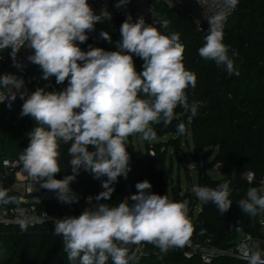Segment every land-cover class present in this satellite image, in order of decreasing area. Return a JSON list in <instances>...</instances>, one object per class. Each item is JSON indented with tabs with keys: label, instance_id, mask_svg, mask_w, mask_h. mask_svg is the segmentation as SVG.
I'll return each mask as SVG.
<instances>
[{
	"label": "clouds",
	"instance_id": "obj_1",
	"mask_svg": "<svg viewBox=\"0 0 264 264\" xmlns=\"http://www.w3.org/2000/svg\"><path fill=\"white\" fill-rule=\"evenodd\" d=\"M128 2L117 0L116 7ZM238 3L223 0L228 10ZM106 19H111V13L105 8L95 14L89 0H0V52L11 49L13 65L21 68L17 54L22 48L31 49L27 59L39 65L42 79L55 77L57 85L67 81L62 90L37 88L28 94L21 91L25 88L22 78L0 74V88L6 90L0 92V104L8 101L11 108L19 93L23 100L20 116L31 117L36 125L19 156L23 171L40 187L53 191L58 202L69 205L78 202L70 185L81 170L95 179L106 177L104 191L95 197V203L88 198L91 207L79 216L54 219V234L62 237L70 264H134L143 255L140 246L145 243L158 248V258L163 259L169 250L184 247L194 231L188 201L153 193L147 180L135 185L137 194L116 206L100 202L111 199L113 185L121 176L127 179L131 171L126 147L130 136L142 134L143 139L153 141L152 123L163 119L169 125L178 118V106L195 116L201 104L189 102L186 94L189 87L195 89L197 77L183 64L179 34L165 35L143 16L135 22L131 15L125 19L116 51L92 45L82 50L79 44L89 39L96 23ZM207 19L208 34L199 55L222 66L229 76H239L234 62L239 52L223 42L227 13L216 11ZM160 25L166 29L169 21L162 20ZM100 36L112 42L108 32L101 31ZM133 56L143 60L142 72H137ZM185 131L184 123H179L177 132ZM60 142L70 143L71 174L56 179L61 172ZM192 192L200 201L213 203L221 214L232 207L228 183L216 188L197 185ZM14 200L0 188V203ZM238 206L250 217L264 213V189L249 188ZM19 225L22 231L28 226L25 220ZM244 259L247 264H264V250L255 245L244 253Z\"/></svg>",
	"mask_w": 264,
	"mask_h": 264
},
{
	"label": "trees",
	"instance_id": "obj_2",
	"mask_svg": "<svg viewBox=\"0 0 264 264\" xmlns=\"http://www.w3.org/2000/svg\"><path fill=\"white\" fill-rule=\"evenodd\" d=\"M157 1V0H155ZM153 10L169 21L170 29L163 33L171 35L178 33L180 42L184 46L183 64L187 70L195 73L197 83L195 89L189 87L186 94L189 102H201L195 116L185 113L181 107L175 109L178 118L165 126L163 119L152 123L150 127L156 133L159 142L150 144L143 139L145 153L138 154L134 135L128 138L127 151L130 155L131 171L127 179L119 177L114 187L111 199L101 200L112 206L134 194L135 185L147 180L151 183V191L159 195H167L170 199L169 178L173 173L174 162L172 154L180 156L183 153L182 144L190 147L194 158L203 157L208 161V172L200 173L198 186H217L228 183L232 201L230 210L221 214L211 202L204 203L192 193L180 194V189L172 190L173 201H188L189 218L194 231L189 238L191 244L208 245L220 249L230 248L235 240L234 228H228V221L241 226L246 232L260 236L259 216L250 217L242 212L238 201L246 198L250 185L244 179L248 171L256 175V183L264 178V0H239L237 9L224 28V43L239 52L234 57L235 67L240 75L229 76L222 66L214 61L206 60L199 55V48L204 44V37L208 34L205 28L198 32L191 21L175 9H170L163 2L154 5ZM174 3L179 0H169ZM162 21V20H161ZM124 21L117 16L111 20L96 23L95 31H106L111 35L112 42L106 40L91 43V39L80 48L89 50L88 46L103 48L106 51H116V42L121 39L120 27ZM91 32L92 34L95 32ZM3 52H9L4 50ZM231 55V52L229 53ZM137 72L143 71V60L133 56ZM11 56H0V74L11 64ZM42 69L35 65L28 74V86L35 91L45 88L46 91H59L67 87V81L57 85L55 77L42 79ZM47 86V87H46ZM12 106L5 113H0V171L5 158L17 159L30 142L29 133L35 128L31 117L20 116L22 106L11 102ZM8 105L0 104V110ZM14 111L13 117L7 118L9 111ZM1 112V111H0ZM183 122L185 133L177 132V125ZM185 138V139H183ZM165 139V140H163ZM69 144L60 142L58 163L61 172L55 178L62 179L71 174L68 155ZM169 163V169H168ZM223 166L222 180L213 179L209 174L215 164ZM95 179L87 171L81 170L76 180L71 183L72 191L78 196V202L69 207H63L57 198L38 207L45 209L50 215L63 217L66 215L79 216L85 208L86 197H95L104 189L102 180ZM5 184L8 196L15 200L5 204L8 209L20 206V194L13 189L16 178L11 175ZM171 200V199H170ZM133 203V202H132ZM201 204V209L195 216V208ZM202 230H204L202 232ZM145 247L144 257L134 264H204L199 254L191 253L185 244L182 248L169 250L163 259L158 248L151 244ZM135 247V246H132ZM0 264H70L64 251L62 237L54 234V223L49 222L37 227L27 226L21 230L19 225H0ZM111 264V261H109ZM211 264H247L230 257H218Z\"/></svg>",
	"mask_w": 264,
	"mask_h": 264
},
{
	"label": "built area",
	"instance_id": "obj_3",
	"mask_svg": "<svg viewBox=\"0 0 264 264\" xmlns=\"http://www.w3.org/2000/svg\"><path fill=\"white\" fill-rule=\"evenodd\" d=\"M153 1L155 0H129L127 5L120 8L116 7L117 1L115 0H89V4L93 8L95 14H100L101 10L106 8L111 13V19L115 15L119 19L125 21V19L131 15L133 22H135L140 16H143L147 24H151L161 31V17L153 10L151 5ZM159 1L163 2L170 9H175L179 13L185 15L191 21L195 30L198 32H201L205 28L209 27L207 16L216 11H225L227 13V19L224 24L225 28L229 19L233 16L237 9V7L234 10L226 9L223 5V0H179L176 3L169 0ZM95 32H101V30ZM88 36L89 39L85 43H87L92 38V33H88ZM85 43L79 44V47ZM7 50L11 52V49ZM31 54V49L22 48L17 54V61L22 65L21 68L15 67L13 65V61H11V64L7 66L4 72V74H12L22 78L24 80L25 88L21 89V91H26L28 94L34 92L28 86L29 70L25 68V66L36 65L29 62L27 59V57ZM13 91H15V89H13ZM0 92H6V90L0 88ZM15 101L22 106L23 100L20 99L19 93H17V98ZM2 104L8 105V101H5ZM208 164V161H206L203 157L194 158L188 162V169L191 171H199L200 173H207L209 170ZM222 169L223 166L221 163H217L213 167V171H222ZM11 175H15L17 180L16 185L20 187V190L18 191L20 194V206L8 209L4 206V203H0V225H19L20 220H25L29 227H37L49 222L54 223L55 218L64 217L52 216L45 209L39 210L38 207L40 205L56 199L55 193L40 187V183L35 182L33 178L23 171L22 164L19 160L5 158L1 165L0 188H4L5 184L8 182L7 179ZM244 179L250 185V188L254 187L258 190L264 189V178L256 183L257 178L253 172H246L244 174ZM89 197L92 196L86 197V204L88 207H91L95 201L93 199L92 204H90L88 202ZM129 203H132L130 199ZM258 225L260 236H255L252 233L246 232L241 226H236L234 228V243L228 249H220L208 245L193 246L191 242L188 241L186 244L191 251L190 254H187L186 256L191 257V253L199 254L204 264H211L214 259L225 256L247 263V261L244 259V253L248 249L253 248L255 245H259L260 249L264 250V213L260 214ZM140 247L143 250V255L140 257V259H142L145 255V247L143 245Z\"/></svg>",
	"mask_w": 264,
	"mask_h": 264
},
{
	"label": "rangeland",
	"instance_id": "obj_4",
	"mask_svg": "<svg viewBox=\"0 0 264 264\" xmlns=\"http://www.w3.org/2000/svg\"><path fill=\"white\" fill-rule=\"evenodd\" d=\"M159 3L160 1L157 0L154 2V5L157 6L159 5ZM160 17H161V20H165L163 14H161ZM169 29H170V25H168L166 29L161 27L162 33H166ZM0 56L4 58H8L10 57V54L9 52H0ZM4 72L5 70H3L2 74H4ZM8 110H9V107H4L3 110H0L1 111L0 113L1 114L5 113ZM14 111L15 110L9 111L6 117L11 119L14 115ZM134 141H135V146H136V150L138 154H140L141 152L145 153L142 134H135ZM159 141H160L159 139H155L153 141H150V144H153L154 142H159ZM182 149H183V153H181L180 156H177V154L175 153L172 154V158L174 162V169H173V173L171 174L169 178V188H170V199L171 200L173 197L171 192L173 189L175 190L176 188L180 189L179 192L182 196L187 192L192 193L195 196V194L192 192V188L193 186H197V180L200 174L199 171H191L188 169V162L194 159L193 154H192L191 141H190V147L183 143ZM168 169H169V163H168ZM209 174L211 175L213 179L222 180L224 178V175L222 174L221 171H210ZM62 206L69 207L71 205L62 203ZM200 209H201V204H198V206L195 208V216H197Z\"/></svg>",
	"mask_w": 264,
	"mask_h": 264
},
{
	"label": "water",
	"instance_id": "obj_5",
	"mask_svg": "<svg viewBox=\"0 0 264 264\" xmlns=\"http://www.w3.org/2000/svg\"><path fill=\"white\" fill-rule=\"evenodd\" d=\"M101 40H103V38H101V36H100V32H94L93 34H92V38H91V43L92 44H95L97 41H101ZM34 66H25V68L27 69V70H31L32 68H33ZM227 227L228 228H235L236 227V223H233V222H231V221H228V225H227Z\"/></svg>",
	"mask_w": 264,
	"mask_h": 264
},
{
	"label": "crops",
	"instance_id": "obj_6",
	"mask_svg": "<svg viewBox=\"0 0 264 264\" xmlns=\"http://www.w3.org/2000/svg\"><path fill=\"white\" fill-rule=\"evenodd\" d=\"M16 182H17V180H16ZM13 189H14V190H16V191L18 192V191L20 190V187H19V186H17V185H16V183H15V185H14Z\"/></svg>",
	"mask_w": 264,
	"mask_h": 264
}]
</instances>
